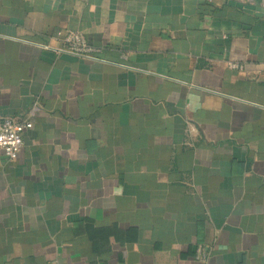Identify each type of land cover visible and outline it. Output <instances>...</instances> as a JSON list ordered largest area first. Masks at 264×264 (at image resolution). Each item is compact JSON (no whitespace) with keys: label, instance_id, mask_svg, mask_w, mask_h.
Here are the masks:
<instances>
[{"label":"crops","instance_id":"obj_1","mask_svg":"<svg viewBox=\"0 0 264 264\" xmlns=\"http://www.w3.org/2000/svg\"><path fill=\"white\" fill-rule=\"evenodd\" d=\"M263 61L264 0H0V264H264Z\"/></svg>","mask_w":264,"mask_h":264},{"label":"built area","instance_id":"obj_2","mask_svg":"<svg viewBox=\"0 0 264 264\" xmlns=\"http://www.w3.org/2000/svg\"><path fill=\"white\" fill-rule=\"evenodd\" d=\"M57 53H64L83 59H93L94 52L98 49L84 38L80 31H64L59 33L58 44L55 47L44 46ZM228 67L234 70H242L243 65L236 62L228 63ZM264 78V61H263ZM39 110V105L34 104L28 111L26 117L17 120L11 116L0 117V151L8 159H14L23 145V133L32 127L31 116ZM195 257L205 259V251L202 245H196ZM48 264H58L53 261Z\"/></svg>","mask_w":264,"mask_h":264}]
</instances>
